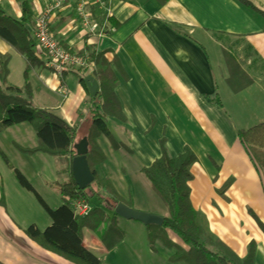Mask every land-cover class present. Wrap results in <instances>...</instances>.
I'll use <instances>...</instances> for the list:
<instances>
[{"label": "crops", "instance_id": "crops-1", "mask_svg": "<svg viewBox=\"0 0 264 264\" xmlns=\"http://www.w3.org/2000/svg\"><path fill=\"white\" fill-rule=\"evenodd\" d=\"M49 1H29L28 32L33 29L32 18L42 13ZM105 1L111 11L106 22L110 30L102 37L86 35L74 11L67 8L49 17L50 29L64 50L79 56L88 54L87 47L103 53L117 81L113 94L122 118L105 120L118 148L105 136L97 138L105 157L96 167L97 176L109 182L129 207L164 218L166 209L140 170L161 156V140L168 157L175 158L188 149L196 159L186 181L191 208L206 218L211 233L236 256H245L248 243H252V264H264V234L257 225V220L264 225V180L237 138L238 129L264 121V0H244L247 7L241 0ZM0 7L15 19L21 17L16 0H0ZM0 54L9 55L7 85L21 88L24 59L2 40ZM229 59L237 67L232 68L234 74ZM27 81L33 106L55 113L73 127L77 132L74 143L83 138L78 133L86 123L89 95L77 76L68 72L59 78L40 66L28 70ZM228 81L241 90L232 92ZM36 145L35 132L28 123L0 132V152L46 205L55 209L62 201L45 184L59 185L67 174L47 154L21 152ZM12 175L0 156V262L73 264L27 237V226L43 230L51 220L34 195ZM104 211L111 217L113 211ZM115 221L117 226L123 222L121 226L137 231L139 243L125 231L119 243L136 260L118 258L116 247L103 248L99 235L106 224L97 231L83 228V246L101 263L185 264L169 262L174 249L158 242L153 250L145 248L146 232L141 223L118 216ZM165 235L177 247L185 248L171 232L166 230Z\"/></svg>", "mask_w": 264, "mask_h": 264}, {"label": "trees", "instance_id": "trees-1", "mask_svg": "<svg viewBox=\"0 0 264 264\" xmlns=\"http://www.w3.org/2000/svg\"><path fill=\"white\" fill-rule=\"evenodd\" d=\"M30 0H16L21 11V17L15 19L0 7V40L8 44L25 62L23 70L24 84L21 88L7 85L8 54H0V132L18 123H29L35 132L37 145L31 149H21V152L33 154L42 152L53 157L57 165L67 174L66 181L60 183L46 182L47 187L53 189L62 201L60 207L50 208L32 188L21 173L14 168L0 152L3 162L11 169L12 176L22 188L31 192L36 201L51 220L43 230L34 225L27 226L25 234L42 249L47 250L73 264H103L83 246L81 231L86 228L97 231L99 226L106 224L100 232L99 240L105 250L111 249L123 237L122 231L115 224L116 215H106L112 211L118 202L123 200L117 195L113 187L106 180L96 174V167L104 161V155L97 138L105 136L114 149L118 148L107 129L106 118H122L119 104L113 94L117 84L116 78L109 68V62L103 53H95L86 48L85 56L93 66L89 74L84 70L75 71L79 83L86 90L83 82L87 75H91L98 84V92L93 97L87 96L85 125L79 130L80 136L87 140L86 159L90 173L94 180L83 190L75 186L70 173L71 159L74 157L72 145L75 142L76 130L70 127L55 113L33 106L31 89L27 81L28 70L43 66V60L37 51L31 33L26 28L31 25L29 8ZM244 6L249 3L241 0ZM264 16V14H263ZM228 59V57H226ZM227 63H232L229 59ZM234 65V64H233ZM215 103L220 106L216 99ZM238 141L244 145L255 162L264 180V121L245 130L237 131ZM161 140V156L154 160L147 168L140 170L147 180L151 191L159 198L166 209V216L160 226L147 225L145 227L146 240L153 247L155 242L164 248L174 249L169 262H183L185 264H252L254 245L248 243L247 253L239 258L231 249L221 242L209 230L206 218L191 208L189 188L186 184L191 177L189 167L196 161L191 151H185L175 158L168 157ZM88 201L95 199L100 205L88 211L84 217L74 215L69 206V200ZM125 203V202H123ZM128 206V204H127ZM260 231L264 234V225L257 220ZM166 230L175 235L184 245V249L177 247L167 235ZM0 264H2L0 262Z\"/></svg>", "mask_w": 264, "mask_h": 264}, {"label": "built area", "instance_id": "built-area-1", "mask_svg": "<svg viewBox=\"0 0 264 264\" xmlns=\"http://www.w3.org/2000/svg\"><path fill=\"white\" fill-rule=\"evenodd\" d=\"M105 2V0H50L43 12L32 18L31 37L40 56L42 55L43 68L52 71L59 78L63 73H74L78 70H84L89 74L92 72L93 66L84 53L79 56L61 47L50 29L49 17L53 12L63 7L67 8L68 11H74L80 30L86 35L102 37L107 30H110L106 22L111 11ZM68 203L77 217H84L91 210V206L86 201L72 199Z\"/></svg>", "mask_w": 264, "mask_h": 264}, {"label": "water", "instance_id": "water-1", "mask_svg": "<svg viewBox=\"0 0 264 264\" xmlns=\"http://www.w3.org/2000/svg\"><path fill=\"white\" fill-rule=\"evenodd\" d=\"M94 80L95 79H93L91 75H87L83 81L90 97L95 96V94L98 92V84ZM86 146L87 140L85 137L81 138L78 142L71 146L72 150L74 151V157L71 159L70 173L75 186H77V188L80 190L85 189L87 185H90L94 180V176L92 173H90L91 171L88 167L87 160H85L87 154ZM112 211L118 217L126 220L136 221L144 226H160L163 223V217L135 210L123 202H118Z\"/></svg>", "mask_w": 264, "mask_h": 264}, {"label": "rangeland", "instance_id": "rangeland-1", "mask_svg": "<svg viewBox=\"0 0 264 264\" xmlns=\"http://www.w3.org/2000/svg\"><path fill=\"white\" fill-rule=\"evenodd\" d=\"M210 52V51H209ZM212 58V57H211ZM234 64V63H233ZM231 65L230 66V72H231V74H234V73H232V68L233 69H235V70H237V67H236V65L234 64V65ZM230 79L231 80H234V78H233V76L231 77L230 76ZM229 82V83H228ZM227 82V86L228 87H230V88H228V89H231V91L232 92H234V91H237V92H239V90H241V89H239V90H237V87H238V84H237V86H235L236 85V83L235 82H233V81H228ZM221 83H222V81H221ZM28 125H30L31 126V124H29L28 123ZM32 128V127H31ZM47 189L51 192V193H55V191L53 190V189H49V187H47ZM53 191V192H52ZM53 193V194H54ZM56 194V193H55ZM154 196H155V194H154ZM157 197V196H156ZM158 198V197H157ZM159 199V198H158ZM87 203H88V205L89 206H91V205H93V206H97L99 203L95 200V199H89L88 201H87ZM162 203V202H161ZM164 206V205H163ZM92 207V206H91ZM93 208V207H92ZM144 212V211H143ZM151 214V213H150ZM153 215H155V214H153ZM157 216V215H156ZM121 225H124L123 224V222H121V224L119 225V226H117L121 231H122V233H123V237H124V231H125V233L127 234V235H129V236H131V240L134 242H136V243H139L140 241H141V239H139L140 241H138L137 242V231H133V230H128L127 229V227L126 226H121ZM123 237H122V239L120 240V241H118L111 249H113V248H115V249H118L119 250V252L120 253H118V258H123V259H126V260H129V262H131V261H133V260H136L135 259V257H134V255L131 253V252H129V251H127V249L125 248V246L124 245H119V243L123 240ZM143 240V239H142ZM145 248H147V249H150V250H153V247H154V245H153V247L152 248H150V246H149V244H148V242L146 241V235H145ZM119 245V246H118ZM157 247V246H156ZM110 250V249H109ZM115 258V256L113 257V256H110L109 257V259H114ZM114 262V261H113ZM120 264H121V262H120Z\"/></svg>", "mask_w": 264, "mask_h": 264}]
</instances>
